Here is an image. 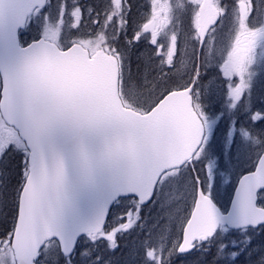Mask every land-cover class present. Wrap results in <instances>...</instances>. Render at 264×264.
Returning a JSON list of instances; mask_svg holds the SVG:
<instances>
[{
	"label": "snow or ice",
	"instance_id": "obj_1",
	"mask_svg": "<svg viewBox=\"0 0 264 264\" xmlns=\"http://www.w3.org/2000/svg\"><path fill=\"white\" fill-rule=\"evenodd\" d=\"M137 7L0 0V264H264V0Z\"/></svg>",
	"mask_w": 264,
	"mask_h": 264
},
{
	"label": "rangeland",
	"instance_id": "obj_2",
	"mask_svg": "<svg viewBox=\"0 0 264 264\" xmlns=\"http://www.w3.org/2000/svg\"><path fill=\"white\" fill-rule=\"evenodd\" d=\"M177 3L180 2V0H176ZM133 3L136 4L138 7L136 9H134V14L132 15V22L135 23L139 20V15H143L142 12V6L145 4H150V0H133ZM190 27V19L188 17L187 14L184 15H180L178 14V19L176 21V30L180 33L181 36V48H184V38L183 35H185V33L187 32L188 28ZM129 31H131V29H129ZM34 34V32H29L26 34L25 38H30L32 35ZM171 33H169L170 35ZM137 47L141 50V52L148 54L149 52L152 51V49L148 46L146 41H141ZM158 63V61H157ZM211 79L215 76L218 75V72L216 70H212L211 73H209ZM205 84H207V80L204 81ZM213 90L214 92H216L217 98H219V90L222 87L221 83L219 80H213ZM264 97V86L258 84L257 88L255 89V91L253 92L252 95V104L255 105L256 107H258L260 105V103L263 100ZM255 110V108L253 109ZM225 132V122H221L220 124V130L218 135L221 138V141L223 140V135ZM237 142H238V136L236 137ZM239 175H236L232 172H224L219 180L218 183V187L216 189V193H217V199L219 202V205H226L228 206L230 198L232 196V192L233 189L235 187L236 181L238 179ZM190 200V198H189ZM150 210L144 209V216L145 219H149V214H151L149 212ZM157 217H155L156 219ZM151 226V225H149ZM169 228L172 229L173 231L174 226H173V222L169 221L168 224ZM140 234V228H137L136 231L132 232L130 235H125L121 240H120V244L122 246V248L125 245H132L134 241L138 242V237ZM132 236V238L130 237ZM117 256H119V253H117Z\"/></svg>",
	"mask_w": 264,
	"mask_h": 264
},
{
	"label": "trees",
	"instance_id": "obj_3",
	"mask_svg": "<svg viewBox=\"0 0 264 264\" xmlns=\"http://www.w3.org/2000/svg\"><path fill=\"white\" fill-rule=\"evenodd\" d=\"M133 21V20H132ZM184 38V35H183ZM211 73V71L209 72ZM209 80H212L210 75H209ZM209 80H207V83L209 82ZM145 209L150 210L149 212L151 214H149V219H155V217H157V214L160 212V206L157 205L155 208L152 205H148ZM132 238V236H130Z\"/></svg>",
	"mask_w": 264,
	"mask_h": 264
},
{
	"label": "water",
	"instance_id": "obj_4",
	"mask_svg": "<svg viewBox=\"0 0 264 264\" xmlns=\"http://www.w3.org/2000/svg\"><path fill=\"white\" fill-rule=\"evenodd\" d=\"M238 184H239V178H238V181H237L236 187L238 186ZM236 187H235V189H234V192H233L232 197L235 195ZM230 207H231V201H230V204H229V208H230Z\"/></svg>",
	"mask_w": 264,
	"mask_h": 264
},
{
	"label": "flooded vegetation",
	"instance_id": "obj_5",
	"mask_svg": "<svg viewBox=\"0 0 264 264\" xmlns=\"http://www.w3.org/2000/svg\"><path fill=\"white\" fill-rule=\"evenodd\" d=\"M133 14H134V11H133Z\"/></svg>",
	"mask_w": 264,
	"mask_h": 264
}]
</instances>
